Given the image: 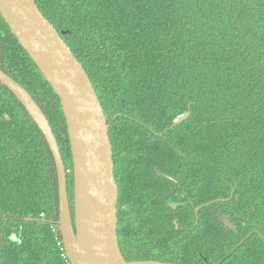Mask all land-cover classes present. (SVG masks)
Listing matches in <instances>:
<instances>
[{
	"label": "trees",
	"instance_id": "trees-1",
	"mask_svg": "<svg viewBox=\"0 0 264 264\" xmlns=\"http://www.w3.org/2000/svg\"><path fill=\"white\" fill-rule=\"evenodd\" d=\"M34 2L66 32L61 38L102 107L124 260H146L167 245L176 264H264V0ZM0 70L46 116L68 171L72 209L59 100L1 17ZM155 210L167 214L159 219L170 227L168 241L151 231L160 225ZM188 220L202 221V232L184 236ZM57 221L50 151L0 84V264H68Z\"/></svg>",
	"mask_w": 264,
	"mask_h": 264
},
{
	"label": "water",
	"instance_id": "water-1",
	"mask_svg": "<svg viewBox=\"0 0 264 264\" xmlns=\"http://www.w3.org/2000/svg\"><path fill=\"white\" fill-rule=\"evenodd\" d=\"M0 17L57 96L65 121L72 165V209L67 171L46 116L25 90L0 70V84L35 124L52 156L57 182L56 225L68 264H159L127 263L120 253L118 193L107 124L87 74L61 38L66 32H57L34 0H0ZM254 234L258 232H250L221 262Z\"/></svg>",
	"mask_w": 264,
	"mask_h": 264
},
{
	"label": "flooded vegetation",
	"instance_id": "flooded-vegetation-1",
	"mask_svg": "<svg viewBox=\"0 0 264 264\" xmlns=\"http://www.w3.org/2000/svg\"><path fill=\"white\" fill-rule=\"evenodd\" d=\"M153 172L157 177L162 178V179L169 181V182H173V179L171 177L162 174L156 168L153 169ZM156 172H158L160 175H157ZM182 197L183 196L181 195V198ZM178 203L179 202H177L176 204L168 203V206L170 209H174L178 205ZM122 209L127 210V205H125V204L122 205ZM163 211L162 210H161V212H156V210L152 211L153 219L155 221H158V223L160 225H159V227L155 226V230L153 229V227H151V229H152L151 231L155 236L159 235L160 238H162V239L165 238L164 240L168 241L169 240L170 227L168 226V224L166 222L162 223V221L159 219V216L162 213L165 217H167V214ZM158 219L160 220V222ZM117 220H118V218H117ZM203 225H204V223L200 220H196V221L188 220V222H185L181 228L182 234H184V236L185 235H191L193 233L199 234L202 232ZM166 228H168V230H166ZM175 228L177 229V227H175ZM176 257H177V253L171 252L170 249H168V246L166 245L164 247V251H157V250L153 251L152 253L147 255L148 259L143 260V261H138V262H153V263H159V264H176V261H177ZM199 257L201 258L200 255H199ZM202 260L204 262H206L205 258H202ZM127 263H131V262H127Z\"/></svg>",
	"mask_w": 264,
	"mask_h": 264
},
{
	"label": "built area",
	"instance_id": "built-area-1",
	"mask_svg": "<svg viewBox=\"0 0 264 264\" xmlns=\"http://www.w3.org/2000/svg\"><path fill=\"white\" fill-rule=\"evenodd\" d=\"M183 116H180L175 122H177L179 119H181ZM58 246H61L60 250L63 251V254L61 255L64 259L66 258L65 257V254H64V250H63V247H62V243L61 242H58L57 243Z\"/></svg>",
	"mask_w": 264,
	"mask_h": 264
}]
</instances>
